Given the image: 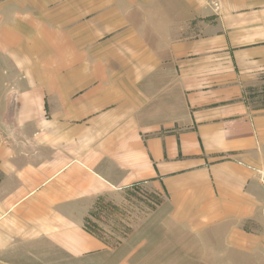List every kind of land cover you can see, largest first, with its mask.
<instances>
[{"label":"crops","instance_id":"0c3cea01","mask_svg":"<svg viewBox=\"0 0 264 264\" xmlns=\"http://www.w3.org/2000/svg\"><path fill=\"white\" fill-rule=\"evenodd\" d=\"M0 130V264L105 250L90 199L136 186L264 264V0H0Z\"/></svg>","mask_w":264,"mask_h":264},{"label":"rangeland","instance_id":"374dc122","mask_svg":"<svg viewBox=\"0 0 264 264\" xmlns=\"http://www.w3.org/2000/svg\"><path fill=\"white\" fill-rule=\"evenodd\" d=\"M167 200L150 186L90 199L83 229L102 240L105 250L68 256L45 241L39 264H257L242 256L238 226L223 220L200 224L205 220L191 211L178 213Z\"/></svg>","mask_w":264,"mask_h":264},{"label":"built area","instance_id":"2783aa9c","mask_svg":"<svg viewBox=\"0 0 264 264\" xmlns=\"http://www.w3.org/2000/svg\"><path fill=\"white\" fill-rule=\"evenodd\" d=\"M222 0H210V5L213 9L218 10L221 6ZM260 184L264 187V166L255 170Z\"/></svg>","mask_w":264,"mask_h":264}]
</instances>
